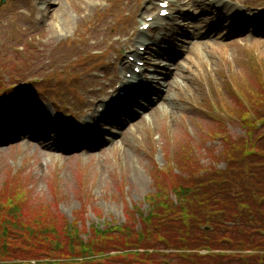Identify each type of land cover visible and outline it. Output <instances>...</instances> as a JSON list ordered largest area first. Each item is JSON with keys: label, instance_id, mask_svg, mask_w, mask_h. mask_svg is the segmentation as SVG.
Masks as SVG:
<instances>
[{"label": "rangeland", "instance_id": "rangeland-1", "mask_svg": "<svg viewBox=\"0 0 264 264\" xmlns=\"http://www.w3.org/2000/svg\"><path fill=\"white\" fill-rule=\"evenodd\" d=\"M31 1L25 0V2ZM58 1L63 5V9L55 16L53 14L48 22L57 16L53 22L62 26V19L66 16L68 25L66 24L67 28L63 36L58 39L54 36V33L60 30L54 26L48 32L53 39L46 47L39 50L41 46L37 44L43 32H32L28 29L24 32L20 29V34L16 31L17 36L21 38L12 41L13 45L8 48L9 52H12L10 48L24 41L25 37L34 39V45L27 47L24 60L31 58L33 61L29 66H24L23 73H20L22 77H11L4 73L3 68L14 64L12 59L8 60V64L0 61V77H6L7 81H21L20 85H16L14 92L21 93L12 95V98L0 103V117L13 108L22 116L20 111L31 108L37 111L34 114L37 115V122L43 121L44 118L45 120L56 118L50 110V104L54 102L59 105L61 101H68L73 105L72 93L75 95L77 89H81V82L87 78L84 75L78 77L76 73L71 72L74 78H78V83L67 87L66 91H69V94L66 92L61 94L58 91V80L54 81L51 76L66 73L67 68L71 69L73 64L71 60L76 56L69 55L75 54L80 45H85L86 48L81 50L84 52L90 46L89 41L95 39L100 43L102 39L105 41L110 33L119 32L118 26H115V33L109 28L102 30L103 25L97 26L100 19L105 21L108 17L101 13L109 0ZM119 1L122 3H115L108 19L111 20L115 11L121 7L131 14V29H133L135 24H138L135 22L136 13H132L135 0H131L130 4L123 3V0ZM251 1L253 4L248 6V9L241 8L247 14L244 15V19L249 21V26L242 33H247V29L251 27L256 30L254 38L251 39L249 36L247 42L240 41L236 37L243 34H234L238 31V27H235L233 28L235 31L226 30L233 33L227 40H239L230 44L229 48L210 53L199 52L186 60L182 66L183 74H180L179 81L177 80L178 83L173 88L174 102L170 103L167 112L162 110L160 114L150 117L146 125L130 133L116 147L102 153H88L77 157L73 156L80 154L77 152L81 149L67 152L64 149L52 151L49 148H40L35 143L31 146L22 143L6 150L0 149V198L4 200V193L24 192L25 204L28 203L32 209L33 206L36 208L42 206L50 208V214L56 213L60 225L57 224L56 227L59 231L69 224L77 225L81 239L87 241L90 233L95 230L106 231L118 227L116 230H119L122 225L135 222L137 211L149 212L151 206L145 198L155 192L156 177L163 176L167 180L168 174L165 172L161 174L162 170L172 169L173 172H177V167L173 165L174 161L179 159L188 162L190 154L193 155L194 152L201 164L209 166L219 150L217 141L219 129L214 125V118H209L206 112L214 110L222 121L225 116L230 118L227 115L228 109L235 113L237 110L233 108V104H236L233 95H229L232 92L222 88H228L232 82L239 89V92L236 91L248 100L257 94L264 97V3L261 4L264 0ZM231 3L240 7L233 1ZM0 7V10H4V12L0 11L1 13L9 14L14 5L6 2ZM198 14L193 21L195 25L206 27V23L211 25L215 21V17L206 13L205 9ZM9 28L10 25L6 30L0 29V43L3 50H7L3 40L7 37ZM74 31L78 35L66 46L69 41L67 34ZM253 52L256 56H253ZM254 58H257L256 61L253 60ZM52 65L55 68L50 67ZM91 67L92 64H89L84 69L86 74ZM27 71L35 72L39 77L50 76L53 80L47 85L46 91H40L43 93L41 96L32 94L39 91L25 92L22 89L21 83L25 77L26 79L29 77L25 74ZM223 79L225 82H222ZM54 89L57 90L56 93ZM21 123L19 122L18 125L22 126ZM226 128L224 127L225 131L228 130L230 133L242 134L235 124ZM32 136H35V133ZM214 137L217 140H213ZM18 140L20 139L14 141ZM36 141H40L42 146H48L44 138ZM66 153H72V156L65 157ZM172 181L173 179H170L166 186L170 187Z\"/></svg>", "mask_w": 264, "mask_h": 264}, {"label": "trees", "instance_id": "trees-1", "mask_svg": "<svg viewBox=\"0 0 264 264\" xmlns=\"http://www.w3.org/2000/svg\"><path fill=\"white\" fill-rule=\"evenodd\" d=\"M250 117L261 122L263 131L249 122L253 137L224 140L225 169L214 168L200 176H174L169 189L159 185L161 190L147 197L151 206L148 215L138 211L139 219L130 227L95 230L87 243L75 226L59 231L58 217L49 213L50 208L32 209L25 204L24 192L4 193V200L0 198V262L264 264V254L234 257L194 252H264V108L261 111L258 104L253 106ZM169 193L176 196L177 203Z\"/></svg>", "mask_w": 264, "mask_h": 264}, {"label": "bare ground", "instance_id": "bare-ground-1", "mask_svg": "<svg viewBox=\"0 0 264 264\" xmlns=\"http://www.w3.org/2000/svg\"><path fill=\"white\" fill-rule=\"evenodd\" d=\"M43 2H44V4L46 5V8H45V13L47 14L48 13V15L49 14H56V13H60V10H62L63 9V5L60 3H56V4H58V8H55V9H51L52 7L49 5V1L50 0H42ZM178 1H180V4L183 6V5H188V6H191V7H196L197 5H198V2H200L201 0H189L188 2H183V0H178ZM34 7V5L31 7V10L33 9L35 12H37V10L35 9V8H33ZM145 9V11L147 10V8L145 7L144 8ZM151 9H154V7L153 8H151ZM145 11H143V15H144V13L146 14V12ZM153 11V10H152ZM64 14V13H63ZM178 18H180V17H178ZM38 22H40V20L38 19ZM62 26H60L61 28H60V32H55L54 33V36L58 39L59 38V33H65L66 32V26L68 25L67 24V21H66V16H64L63 17V19H62ZM67 24V25H66ZM142 34L143 33H140L139 35V37H141L142 36ZM178 34V33H177ZM176 37H174L173 38V40L175 39ZM53 39V37H49L48 36V41L50 42L51 40ZM121 63H123V61L121 62ZM126 67V65L125 64H123V66H122V68L124 69ZM110 68H112V67H110ZM111 71L109 70L108 71V73H110ZM117 83L116 84H119V82H121V81H119V78H117V81H116ZM115 83V82H114ZM122 83H123V88H126L129 84H130V82H125L124 80H122ZM130 86V85H129ZM128 86V87H129ZM122 88V89H123ZM90 92V94L94 97L93 99H92V101H95V100H97L98 99V95L95 93V90H91V91H89Z\"/></svg>", "mask_w": 264, "mask_h": 264}]
</instances>
